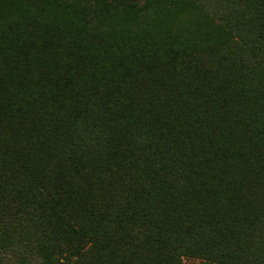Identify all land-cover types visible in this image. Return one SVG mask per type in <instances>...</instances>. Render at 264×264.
<instances>
[{
    "label": "trees",
    "instance_id": "16d2710c",
    "mask_svg": "<svg viewBox=\"0 0 264 264\" xmlns=\"http://www.w3.org/2000/svg\"><path fill=\"white\" fill-rule=\"evenodd\" d=\"M264 264V0H0V264Z\"/></svg>",
    "mask_w": 264,
    "mask_h": 264
},
{
    "label": "rangeland",
    "instance_id": "374dc122",
    "mask_svg": "<svg viewBox=\"0 0 264 264\" xmlns=\"http://www.w3.org/2000/svg\"><path fill=\"white\" fill-rule=\"evenodd\" d=\"M185 264H202V261L199 259L188 258L185 260Z\"/></svg>",
    "mask_w": 264,
    "mask_h": 264
}]
</instances>
